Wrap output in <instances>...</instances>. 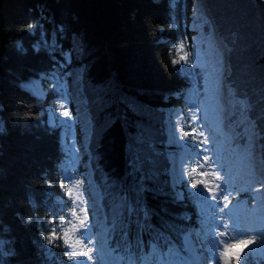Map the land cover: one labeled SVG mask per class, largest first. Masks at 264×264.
<instances>
[{"label":"trees","instance_id":"obj_1","mask_svg":"<svg viewBox=\"0 0 264 264\" xmlns=\"http://www.w3.org/2000/svg\"><path fill=\"white\" fill-rule=\"evenodd\" d=\"M203 7L209 16L194 17ZM240 8L232 0H0L2 264H68L64 245L49 246L45 237L53 229L62 234L71 227L75 218L70 210L79 214V204H86L85 213L92 216L85 161L101 197L108 246L126 259L141 260L151 245L159 253L173 247L183 251L184 234L201 230V196L183 181L173 185L168 153L176 152V146L165 143V119L178 109L192 148L201 153L192 141L200 128L190 122L203 95L205 74L189 67L197 20L202 23V47L213 32L225 45L229 72L224 83L244 106V114L230 118L237 134L234 145L245 146L253 133L264 170V36L257 69L239 72L235 51L248 45L240 26L238 30L246 19ZM28 23L37 27L28 30ZM185 53L187 62L177 64ZM74 69L80 70L89 123L86 145L70 98L67 73ZM31 80L46 90L43 97L26 86ZM57 101L70 111L64 126L48 124L49 108L57 119L63 116ZM248 178L241 196L231 189V207L253 205L252 189L264 185V177L256 173ZM69 189L71 196L66 195ZM242 264L264 260L246 250Z\"/></svg>","mask_w":264,"mask_h":264},{"label":"rangeland","instance_id":"obj_2","mask_svg":"<svg viewBox=\"0 0 264 264\" xmlns=\"http://www.w3.org/2000/svg\"><path fill=\"white\" fill-rule=\"evenodd\" d=\"M232 3L241 7L239 14L246 18L242 24H238L241 28V35L247 38L248 45L246 48L237 49L235 52V65L239 72H244L246 69L256 70L258 58L262 50V42L264 36V3L263 5L259 1L255 0H232ZM199 14L209 16L206 7L201 8V12L196 13L194 17H198ZM195 31V37L193 39V65L202 69L204 74L203 81V95L198 99L196 103V109L193 110V116L190 118V122H196L200 128V132H204V140L207 141L206 145H200L201 153L195 151L191 144V138L188 136L187 140L181 139L186 132L184 128L187 126V122L182 117V113L178 109H174L170 115L165 119L167 140L166 145L176 146V152H169L168 158L171 162V180L174 186L179 182H185L188 187L195 194H199L202 199V208L206 213L203 222V234L202 238L206 243L207 251L209 253V264H228V261L222 259V252L224 245L239 238L245 236H256L257 243L248 249L252 255L259 260H264V190L252 191L251 198L254 203L250 207H236L223 208V199H220L219 203L212 201L205 189L200 186L195 189L190 186L191 179L187 175L188 172L199 173L200 167L204 166L203 171H214L217 175L221 176L220 181H216L215 177H208L210 181L222 184L220 188L221 192H231V189L235 187L237 190L246 188L249 185L248 175L258 173L261 177H264V170L261 168V160L258 156L256 136L249 132L247 137H251L252 144H254L255 152L254 159L250 157V152L247 151L249 146L246 143L245 146L239 149L238 145H234L236 133L231 125L230 118L232 116L240 117L244 114L243 103L236 100L232 91L224 83V77L228 75V66L226 62L227 49L225 45L214 36L209 40L208 45H203L204 42L202 34V23L197 20L193 25ZM73 52L79 53V48L74 42ZM239 52V53H238ZM70 76L72 82V90L70 98L75 108L78 110L80 133L83 136V144L86 145L89 132L88 120L84 115V99L81 95L80 85V70L74 69L67 73ZM255 75L251 74V78ZM51 80L49 76H43ZM219 85L218 91L215 95L214 102L212 101V93L210 88L215 89ZM26 86L38 96L45 95L46 90L42 88L41 83L38 80H31ZM190 95H192L190 93ZM132 107L137 111H141V107L131 102ZM215 108V110H214ZM58 111V110H57ZM60 114V112L58 111ZM48 124L53 126L59 124L64 126L67 118L63 116L56 117L54 108H49ZM196 116L197 119H193ZM58 121V123H57ZM56 122V123H54ZM188 133V132H187ZM67 136L63 130L61 133L62 144L65 148ZM71 140V139H70ZM69 141V140H68ZM71 142V141H69ZM75 152L77 148L71 147ZM238 150V151H237ZM208 155L211 160V165L205 164L202 157ZM234 155V156H232ZM86 163V161L84 162ZM86 166V164H85ZM256 167V168H255ZM256 169V170H254ZM88 171L84 174L87 176L88 191L91 196L93 212L92 222H87L86 230L81 233H75L82 236L86 241L90 238L92 244L89 247H94L95 252L93 254V264H111L112 256L107 251L105 246V231L103 219H100V215H97L96 209L99 204L100 196L97 193V189L92 186ZM199 178L198 175H194L192 179ZM194 186V181H193ZM182 191H179L181 194ZM67 195V192H66ZM68 196V195H67ZM87 206L86 204H84ZM84 205H78V210L85 208ZM80 215H86L80 213ZM75 223V221H74ZM91 223L95 225L97 232H91ZM225 225H228L227 227ZM224 233V234H221ZM185 244L189 250V257L186 261L175 260L170 264H201L204 259V255L200 254L198 247L187 236L185 237Z\"/></svg>","mask_w":264,"mask_h":264},{"label":"snow or ice","instance_id":"obj_3","mask_svg":"<svg viewBox=\"0 0 264 264\" xmlns=\"http://www.w3.org/2000/svg\"><path fill=\"white\" fill-rule=\"evenodd\" d=\"M37 25L35 23H28L27 29L32 30L36 28ZM179 47L181 48V51L183 50V44H180ZM188 55L185 53L184 55L179 56V60L177 61V64L179 62H187ZM189 67H194V65H190ZM219 85L216 86L215 89L210 88L209 91L212 93V101L215 100L216 92L218 91ZM59 108L64 109L63 111V117L69 118L70 117V111L66 107V105L60 101H57ZM215 110V108H214ZM193 119H197L196 116L193 117ZM199 136L200 139L198 140L196 136ZM204 132H199L198 134H194L192 136V141L194 144L197 145H206L207 141L204 140ZM189 134L185 132L181 139L187 140ZM246 143H248L249 147L254 149V144H252L251 137L246 138ZM250 157L254 159L255 152H250ZM204 165L209 164L211 165V160L208 155H204L202 157ZM204 166L200 167L199 173H196L194 171L188 172L187 175L191 179L190 186L193 187V189L202 186L206 193L208 194V197L216 202V204L221 205L219 203L220 199H223V208L229 207V205L232 203V201L229 199V196L231 193H228L227 191L221 192L220 188L222 187V184L220 183H213L208 179V177L212 176L215 177L216 181L221 180V176L217 175L214 171L212 172H206L203 171ZM194 175H198L199 178L192 179ZM194 181V186H193ZM76 185H80L81 181L76 180ZM50 186V185H49ZM61 187H63V183L61 182ZM264 190V185L260 187L253 188L252 191H261ZM243 192H247V188H241L236 190L237 197L241 196ZM67 195H72V190L69 189L67 191ZM82 203V201H81ZM71 215L75 218V223H71V227L64 230L62 234H58L55 229H53L45 239L47 240V243L49 246H58V242L62 243L64 245V251H63V258L65 261L68 262V264H73V262H76V264H93L94 259V247H89L90 244H92L91 239L89 238L87 241L82 236H73V233H81L82 231L86 230L87 222L90 220V216L88 215H80L77 213L75 209L70 210ZM80 213H84L85 209L81 208L79 210ZM30 219V218H29ZM60 219H64V217H60ZM226 227L228 225H225ZM224 234V233H221ZM257 243V237L256 236H245L243 238L235 239L227 244L224 245L223 252H222V259L224 261H228V264H242L243 257L245 256L246 250L250 249L251 246L255 245ZM13 256L15 253L12 254ZM0 264H2V261H0Z\"/></svg>","mask_w":264,"mask_h":264},{"label":"bare ground","instance_id":"obj_4","mask_svg":"<svg viewBox=\"0 0 264 264\" xmlns=\"http://www.w3.org/2000/svg\"><path fill=\"white\" fill-rule=\"evenodd\" d=\"M73 50H74V48H73Z\"/></svg>","mask_w":264,"mask_h":264}]
</instances>
